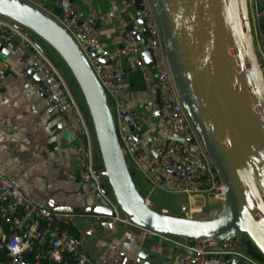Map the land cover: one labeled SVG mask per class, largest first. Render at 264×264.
I'll list each match as a JSON object with an SVG mask.
<instances>
[{"label":"water","instance_id":"obj_1","mask_svg":"<svg viewBox=\"0 0 264 264\" xmlns=\"http://www.w3.org/2000/svg\"><path fill=\"white\" fill-rule=\"evenodd\" d=\"M33 1L0 0V16L47 42L71 71L122 214L144 231L199 242H228L247 235L264 254V74L253 43L248 0H151L180 100L226 189L221 213L209 220H190L150 208L129 170L104 89L70 35ZM140 4L141 0L135 2L137 11L142 10ZM75 16V12L70 15ZM139 23L143 30L135 36L146 44L149 30L144 20ZM1 49L5 52L8 46ZM9 50L8 57L13 52ZM142 57L148 67L154 66L149 50L143 51ZM27 72L42 83L38 74L29 68ZM122 114L139 140L132 121ZM65 211L114 217L104 204ZM145 248L140 260L150 264L164 260L163 255L153 252V245ZM177 255V251L172 252L170 264H175L174 259L177 263Z\"/></svg>","mask_w":264,"mask_h":264},{"label":"built area","instance_id":"obj_2","mask_svg":"<svg viewBox=\"0 0 264 264\" xmlns=\"http://www.w3.org/2000/svg\"><path fill=\"white\" fill-rule=\"evenodd\" d=\"M136 1H113L106 18H114L122 6L126 9L135 7ZM35 6L70 35L104 89L108 105L112 101L117 114L113 119L127 164L130 161L135 172L142 174L161 192L187 197V205L182 208L183 218L198 219L204 212L205 198L223 204L227 195L225 186L180 100L152 1L141 0L142 10L136 11L128 21L121 20L119 47L114 50L100 45L93 23L76 16L71 18L68 9L53 13L42 5ZM248 8L253 43L264 74V0H248ZM141 20L145 21L149 30L146 44L135 36V33H140ZM129 26H132L131 31L128 30ZM0 45L12 48V53L22 58L34 73L37 74L42 68L49 70L59 87V94L65 100L63 107L57 95L39 85L28 72L25 75L42 93L45 104L59 112L62 123L78 141L75 155L81 163V182L91 187L113 212L112 221L132 225L122 214L111 193L105 169L99 163L93 127L63 78L29 36L14 23L2 18ZM146 50L155 59L152 67H148L142 57V52ZM124 59L132 69L139 71L145 85L147 99L144 107L139 108V113L129 105V72L122 62ZM123 112L135 126L139 140L135 139ZM71 219L67 214L39 209L14 182L0 174V220L3 223L0 226V256L4 259L2 261L0 258V264H68L66 258L74 264H95L85 253L84 241L73 235L71 229L74 222ZM151 235L166 240L175 238L173 244L178 252V264H231L234 256L255 264L237 250L238 239L199 242L154 233ZM4 250L7 253L4 254ZM29 255L32 261L27 260Z\"/></svg>","mask_w":264,"mask_h":264},{"label":"crops","instance_id":"obj_3","mask_svg":"<svg viewBox=\"0 0 264 264\" xmlns=\"http://www.w3.org/2000/svg\"><path fill=\"white\" fill-rule=\"evenodd\" d=\"M113 1L123 0H34L32 3L42 5L53 13H59L63 8L71 13L75 12L76 17L93 23L94 33L103 48L114 50L119 47L118 30L121 20L128 21L137 10L136 7L126 9L122 6L114 18L108 20L106 16ZM138 30L141 32L142 27ZM1 47L0 174L14 182L23 195L39 209L71 216L74 222L73 235L84 241L85 253L93 263L150 264L140 260L139 255L142 250H147L146 245H153V252L164 257L159 264H170L172 252L177 251L173 244L175 238L166 240L155 237L133 224L114 222L110 217L65 211L95 209L103 203L91 187L81 182V163L75 155L78 141L62 123L59 112L52 106L48 108L42 94L26 77L28 66L25 61L13 53L8 57L10 50L4 52ZM122 62L128 71L135 70L125 59ZM37 74L42 80L39 85L57 95L63 107L65 100L59 94V87L49 70L42 68ZM146 99L145 91H130L128 98L129 105L134 110L144 107ZM133 173L139 177L140 189L134 176L133 179L148 205L153 203L159 212L182 216V208L188 202L187 197L183 196L181 203L163 200L159 195L169 194L153 187L142 174ZM171 196L180 197L173 194ZM211 201L214 200H203L204 217L198 219H214L221 213L222 208L218 209L219 206L208 210ZM2 225L0 220V226ZM237 250L245 255L241 247ZM174 261L178 264V255L177 263L176 259ZM231 264L252 263L234 256Z\"/></svg>","mask_w":264,"mask_h":264},{"label":"rangeland","instance_id":"obj_4","mask_svg":"<svg viewBox=\"0 0 264 264\" xmlns=\"http://www.w3.org/2000/svg\"><path fill=\"white\" fill-rule=\"evenodd\" d=\"M0 18L8 20L12 23H14L15 25H17L20 30L22 32H24L27 36H29L43 51V53L45 54V56L47 57V59L51 62V64L53 65V67L57 70L58 74L63 78L64 82L67 84V86L69 87L70 91L72 92L73 96L76 98L78 104L81 106V108L84 110L90 124H91V120H90V116L88 113V110L85 106V101L84 98L82 96V93L79 89V86L77 85V82L74 78V76L72 75L71 71L69 70V68L67 67L66 63L64 62V60L60 57V55L47 43L45 42L43 39H41L39 36H37L36 34H34L32 31L28 30L27 28L21 26L20 24L6 18L3 16H0ZM109 107L111 109V112L113 114V116L115 117L116 114V110L114 108V105L112 103V101L109 103ZM142 118V117H140ZM92 125V124H91ZM128 167L132 172V175L134 176L135 182H137V185L139 186L140 189V185H139V177H136V174H134L133 172H135L132 163L129 161L128 163ZM141 193H143L142 189H141ZM144 194V193H143ZM172 194L169 195H159L161 196L160 198H162L163 200H172L176 203H181L183 201V195H180V197L177 196H171ZM185 198V196H184ZM150 208L156 212H159L157 210L156 207L153 206V203H149ZM217 206L218 209L221 210L222 208V204L215 202V201H211L210 202V206L208 208L209 211H211V209L216 208ZM163 213V212H160ZM165 214V213H164ZM182 217V216H181ZM199 218L204 217V214L198 216Z\"/></svg>","mask_w":264,"mask_h":264},{"label":"trees","instance_id":"obj_5","mask_svg":"<svg viewBox=\"0 0 264 264\" xmlns=\"http://www.w3.org/2000/svg\"><path fill=\"white\" fill-rule=\"evenodd\" d=\"M128 72L131 73V74H128V80L130 82V91L131 92L132 91H144L145 85H144V82L142 80V77H141V74L139 73V71L131 70ZM98 159H99V163L102 165V161H101L100 156L98 157ZM130 172H131V170H130ZM131 174H132V172H131ZM132 177H133V175H132ZM71 231H72V233L75 234L74 229H71ZM238 243H239L238 244L239 247H241L244 250L245 256H247L248 258H250L254 262H257L260 264L264 263V254H262L260 252V250L255 246L253 241L247 235H244L243 237L239 238ZM0 258L2 259L3 256H0ZM66 259L69 261L68 264H74V262L72 260H69V258H66ZM27 260L32 261V256H30V255L27 256ZM42 264H51V263L43 262Z\"/></svg>","mask_w":264,"mask_h":264},{"label":"bare ground","instance_id":"obj_6","mask_svg":"<svg viewBox=\"0 0 264 264\" xmlns=\"http://www.w3.org/2000/svg\"><path fill=\"white\" fill-rule=\"evenodd\" d=\"M191 220V219H190Z\"/></svg>","mask_w":264,"mask_h":264}]
</instances>
